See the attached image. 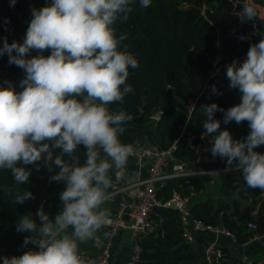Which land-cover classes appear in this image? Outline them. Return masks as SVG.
I'll return each instance as SVG.
<instances>
[{"label":"clouds","instance_id":"clouds-1","mask_svg":"<svg viewBox=\"0 0 264 264\" xmlns=\"http://www.w3.org/2000/svg\"><path fill=\"white\" fill-rule=\"evenodd\" d=\"M16 0H10L14 7ZM134 0H51L46 6L31 9L32 19L22 43L3 39L0 57L8 56L9 65L25 71L21 92L11 82L0 84V169L10 170L21 185L29 181L31 171L25 167L43 161L50 182L63 183L60 211L50 219L43 205L33 219L20 217L16 231L29 232L23 246L38 250L20 256L3 257L2 264H83L79 244L98 239L108 225L110 210L104 207L115 181L127 178L128 159L135 152L132 144L121 142L124 111L113 113L109 105L122 102L132 93L126 84L129 68L138 60L126 50L112 27L117 19L127 21ZM151 0H140L149 7ZM241 23L255 21L257 8L247 2L236 13ZM7 23V22H5ZM260 39L252 43L246 59L233 60L226 68L229 88L237 89L241 102L224 109L216 103L202 106L206 119L205 134L212 137L211 154L226 161V172L242 174L250 189L264 192V32L254 31ZM245 39V37H241ZM32 50L50 55L28 58ZM213 94L222 95L216 86ZM224 114L223 123L247 122L249 133L233 139L229 130H221L214 114ZM83 146V163L77 149ZM59 150L58 154H56ZM69 157L66 161L64 158ZM234 166V167H233ZM7 191V189H6ZM32 192H17L15 204L34 199ZM71 229V231H69ZM115 233L105 232L110 238Z\"/></svg>","mask_w":264,"mask_h":264},{"label":"trees","instance_id":"trees-1","mask_svg":"<svg viewBox=\"0 0 264 264\" xmlns=\"http://www.w3.org/2000/svg\"><path fill=\"white\" fill-rule=\"evenodd\" d=\"M251 1L258 11V25L264 31V0ZM50 2L16 0L15 6L11 7L10 0H0V47L4 38L9 43H22L32 19L31 9L42 8ZM131 7L133 11L127 21L117 19L112 25L117 39L126 36L121 41L120 50L126 45V50L138 60L136 69L129 68L126 81L133 92L126 94L122 102L109 105L113 113L124 111L129 117L123 125L125 132L120 136L121 142L134 147L142 144L162 149H169L177 143L174 152L177 159L190 160V164L195 163L200 169L215 166V163L199 160L198 147L204 143L206 135L203 128L206 116L202 106L216 103L226 110L241 102V94L237 89L229 88L226 75L210 78L209 70L219 55L222 62L230 63L244 56L250 45L259 40L252 36L250 42L243 45L232 36L239 18L232 14L229 0H151L146 8L140 5V0H134ZM29 54L31 57L47 56L50 51L32 50ZM14 68V64L9 65L6 54L0 57V84L7 87L6 82L10 81L15 90L21 92L20 82L25 78V71L20 68L12 72ZM213 85L223 94H213ZM197 100L198 105L191 110L192 103ZM159 112V119L154 120L153 116ZM223 116L220 111L214 114V119L221 121V130H229L233 139L246 138L250 131L246 121L224 124ZM207 136L212 143V137ZM83 151V146H79L77 152L81 163ZM255 151L264 153V146ZM64 159L68 161L70 158L66 156ZM25 167L31 175L29 181L21 185L15 182L10 170L0 169V264L3 257L37 250L32 244L23 246L25 237L31 233L16 231L21 216L30 213L39 223L36 213L41 205L50 219H54L62 206L59 195L65 185L49 180L58 171L55 165L53 172H49L43 161L39 162V170L36 164ZM110 175L114 177V173L110 172ZM212 177L203 174L170 179L162 184L159 197L168 200L175 191L192 196L193 191L207 189L210 184L216 191L219 182V196L195 202L190 210L192 215L206 224L226 227L239 244L253 237L254 232L248 227L250 222L256 225L257 234L264 233V192L248 188L243 183L242 174L235 170L218 176V182L212 183ZM24 190L32 192L35 198L15 204V194ZM108 231L110 227L105 226L99 233ZM141 245V260L135 264H194L197 257L194 242H187L184 238L178 214L165 218L152 234L141 240ZM223 250L229 261L231 249L223 247ZM236 264L245 263L237 260Z\"/></svg>","mask_w":264,"mask_h":264},{"label":"built area","instance_id":"built-area-1","mask_svg":"<svg viewBox=\"0 0 264 264\" xmlns=\"http://www.w3.org/2000/svg\"><path fill=\"white\" fill-rule=\"evenodd\" d=\"M229 2L232 5V14L236 15V13L241 10L245 0H229ZM247 2L252 4L251 0H247ZM255 30L264 32L259 27L257 18L255 21H248L245 23H241L239 19V25L232 36L238 38L241 44H248L252 36L258 40L260 39L259 35L254 34ZM241 37H245V39H241ZM217 44L219 45V41ZM241 57H237L235 60H239ZM28 58H31L30 54ZM230 63L222 62V56L219 55L213 63L212 68L209 70L210 78L215 76L224 77L226 75L227 65ZM15 69L20 68L15 66ZM195 104L196 102L194 101L190 107L191 110ZM159 117L160 112L153 116L154 120H158ZM177 146L178 144L175 143L169 149H162L157 146H144L138 144L134 147L135 152L130 158H133L138 162L150 159L151 166L148 174L127 183H121V181L116 182L115 176L113 177V185L109 190V200L106 201V203L117 201V208L115 216L109 217V223L107 226L110 227L112 232H115L117 229H128L137 234L136 240L134 241L131 264H135L141 260V240L152 234L162 223L155 221L153 218L154 210L158 207L170 208L178 212L182 221L183 235L187 242L193 243L196 234L201 232L227 234L234 239L236 238L226 227L206 224L195 218L190 211L192 196L182 195L175 191L173 196L168 200L163 201L159 197V190L162 187V184L170 179L189 175L201 176L203 174L220 176L232 172H226V166L218 168L189 169L186 163L177 164L175 163L177 158L174 156ZM248 227L249 229H255L256 225L253 222H250ZM97 235L98 239H96L95 242L103 245V249L94 254L80 251L79 254L82 258L83 264H109L110 262V248L113 237L106 238L100 234ZM257 237H264V233L257 234ZM205 251L207 260L210 264H226L228 261L225 258L223 246L215 241L210 242L206 246ZM238 260H241L245 264H253L255 261L257 264H264V259L252 260L246 255H243Z\"/></svg>","mask_w":264,"mask_h":264},{"label":"crops","instance_id":"crops-1","mask_svg":"<svg viewBox=\"0 0 264 264\" xmlns=\"http://www.w3.org/2000/svg\"><path fill=\"white\" fill-rule=\"evenodd\" d=\"M246 59V55L241 57L238 62L242 63ZM17 71V69H13L12 72ZM208 140L207 145L211 147L210 145V139L207 135H204V141ZM207 146V147H208ZM209 149L205 148L203 149L204 155L208 154ZM203 155V157H204ZM203 157L199 160L203 161ZM205 162V161H204ZM215 163V162H214ZM216 164V163H215ZM151 166V160L146 159L142 162H138L137 160H134L133 158L128 159V175L127 178L121 183H127L133 180H136L139 177H144L148 174ZM223 164L218 166H212V167H206V168H218L222 167ZM187 167L189 169H199L195 163L187 164ZM114 173V170L112 171ZM218 176V175H213ZM214 181V179H212ZM214 183V182H213ZM212 184L209 185L207 189H202L200 191H193L192 192V205L195 204V202L204 201L207 198L214 195V191L211 189ZM194 202V203H193ZM191 205V206H192ZM104 207H107L111 214L110 217L115 216L116 208H117V201H110L104 205ZM170 214H178V212L174 209L170 208H156L153 213V218L155 221L163 222L165 218H167ZM179 215V214H178ZM254 232L253 237L251 239L243 244L237 243V240H235L232 236L227 234H216L213 232H201L196 234V238L194 241V244L196 246V260L194 264H210L207 260L206 255V246L210 242H217L223 247H229L232 252V257L229 259V264H236V261L240 259L243 255L248 256L252 260L257 259H264V237H257V233L255 229H250ZM71 231V229H69ZM104 233H98L102 236H104ZM108 233H113L110 229ZM115 235H113L112 244H111V258L109 264H131L132 254H133V246L134 241L136 240L137 234L133 232L132 230L128 229H117L115 232ZM105 237V236H104ZM103 249V245L98 244L95 242V240H89L85 243L79 244V250L83 252L88 253H98ZM38 250V249H37Z\"/></svg>","mask_w":264,"mask_h":264},{"label":"rangeland","instance_id":"rangeland-1","mask_svg":"<svg viewBox=\"0 0 264 264\" xmlns=\"http://www.w3.org/2000/svg\"><path fill=\"white\" fill-rule=\"evenodd\" d=\"M207 142H208V140H205L204 141V143L202 144V145H205V148H207V149H209V151H207L208 152V154H206V155H204V157H203V161H205L206 163H216V166H218V165H221V164H224L226 161L225 160H222L221 158H219V157H213L212 156V154H211V151H210V149H211V147H209L208 145H207ZM210 145H212V143L210 142ZM208 146V147H207ZM204 148V149H205ZM57 151H59V150H57ZM213 179H214V181L215 182H218V180L217 179H219L218 178V176H214V177H212ZM219 185H220V183L218 182V184L215 186V190L216 191H214V196L217 198L218 196H219V193H218V188H219Z\"/></svg>","mask_w":264,"mask_h":264},{"label":"water","instance_id":"water-1","mask_svg":"<svg viewBox=\"0 0 264 264\" xmlns=\"http://www.w3.org/2000/svg\"><path fill=\"white\" fill-rule=\"evenodd\" d=\"M197 105H198V100H197L195 106H197ZM204 148H205V145H201V146L198 147V152H199L200 159L204 155V153H203V149ZM175 163H177V164H182V163L189 164L190 163V160L182 161V160L177 159V160H175Z\"/></svg>","mask_w":264,"mask_h":264}]
</instances>
